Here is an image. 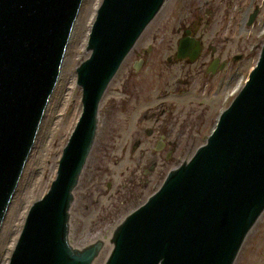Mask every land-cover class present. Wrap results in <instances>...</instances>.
Wrapping results in <instances>:
<instances>
[{
	"label": "water",
	"instance_id": "water-1",
	"mask_svg": "<svg viewBox=\"0 0 264 264\" xmlns=\"http://www.w3.org/2000/svg\"><path fill=\"white\" fill-rule=\"evenodd\" d=\"M84 0H0V230L56 89ZM166 0H102L76 68L81 110L46 193L25 216L8 264H234L264 212V43L205 143L144 204L81 250L69 212L99 126L101 100ZM257 12L250 15V25ZM199 44L180 40L177 58ZM240 56L235 57V60ZM215 72V69L211 70ZM77 248V247H76Z\"/></svg>",
	"mask_w": 264,
	"mask_h": 264
},
{
	"label": "rangeland",
	"instance_id": "rangeland-1",
	"mask_svg": "<svg viewBox=\"0 0 264 264\" xmlns=\"http://www.w3.org/2000/svg\"><path fill=\"white\" fill-rule=\"evenodd\" d=\"M101 2L83 1L59 82L0 230V264H8L29 207L48 190L62 149L80 114L81 90L76 85V68L88 56V33ZM254 12L256 16L248 25ZM195 27L199 31L197 36L203 37V56L189 66L183 63L169 66L166 60L175 55L184 30ZM263 43L264 0H166L101 100L96 139L73 191L68 234L71 247L92 243L95 236L109 240L116 225L146 202L168 172L192 157L243 86ZM207 45L215 48V55L226 63L222 71L211 76L203 73L213 57ZM149 46L153 55L135 73L133 63L139 59L137 54ZM234 56L241 58L233 60ZM202 63L205 66L201 67ZM158 76L191 80L188 96L192 104L187 106L183 102L189 118L180 117L182 146L174 150L173 160L164 168L158 167L147 177L144 169L149 166L151 153L159 157V163H165L167 150L158 154L152 148L133 149L144 126L138 124L143 107L127 95L140 97L143 90L134 84L148 80L151 85ZM192 119L197 123L194 130L188 126ZM110 250L111 245L106 244L93 264H105ZM234 264H264V212L247 235Z\"/></svg>",
	"mask_w": 264,
	"mask_h": 264
},
{
	"label": "flooded vegetation",
	"instance_id": "flooded-vegetation-1",
	"mask_svg": "<svg viewBox=\"0 0 264 264\" xmlns=\"http://www.w3.org/2000/svg\"><path fill=\"white\" fill-rule=\"evenodd\" d=\"M198 32L199 31L197 27L187 28L186 30H184V34L177 42V48L180 40L182 39H188L195 43L197 42L200 46V52L197 59L191 61L189 57H186L184 59L177 58L176 50L175 55L168 57L166 60L169 66L180 63L189 66L195 64L200 60L204 53V42L202 36H197ZM133 50L134 48L131 50L127 57L131 55ZM207 50L210 51L209 54H211V56L213 57L211 61H209V64L203 73L205 74V76H211L216 74L218 71H222L226 63L221 62L220 58L215 55L216 49L211 45H207ZM152 55L153 49L150 46L142 53H138L137 57H139V59L134 61L133 71L135 73L140 72V70L146 65V60L149 59ZM141 56H143V58H141ZM235 57L237 56H234L233 60H235ZM202 66H205L204 63L201 64V67ZM182 68H184V66ZM212 69H215V72H212ZM169 79L158 76L157 78L152 79L151 85L149 84L148 80H142V82H140L139 84H134V87H139L141 90H143V92H141L140 94V97H131L130 95H127L131 98L130 100L134 99L137 105L141 104V106L143 107V111L140 115V118L138 119V124L140 125L142 123L144 124V126L140 128V134L133 143V149L152 148L158 154H161V152L167 150L164 156V159L166 161L165 163H159V157L151 153L149 158V166L148 168L144 169V173L145 175H147V177L154 174L158 167L164 168L167 163L173 160L174 150L182 146L180 140V117L189 118L185 113L186 105L183 104V102L186 103L187 106H190L192 104V101L188 96L190 93L189 88L191 87V80H183L180 78H176L173 80ZM147 90H151V92H146ZM156 91H158V93H156ZM130 100L128 99V101ZM196 124L197 123L192 119L190 121V124L188 123V126L192 128V130H194ZM186 130L188 129H184V131ZM145 183H148L147 179Z\"/></svg>",
	"mask_w": 264,
	"mask_h": 264
},
{
	"label": "bare ground",
	"instance_id": "bare-ground-1",
	"mask_svg": "<svg viewBox=\"0 0 264 264\" xmlns=\"http://www.w3.org/2000/svg\"><path fill=\"white\" fill-rule=\"evenodd\" d=\"M83 4V3H82ZM82 7V6H81ZM81 10V9H80ZM80 13V12H79ZM78 16H79V14H78ZM78 18V17H77ZM76 23V22H75ZM75 25V24H74ZM60 78V77H59ZM59 82V81H58ZM55 91V90H54ZM51 101V100H50ZM49 101V102H50ZM48 105H49V103H48ZM47 108H48V106H47ZM47 108H46V110H47ZM45 113H46V111H45ZM51 113H53V110L51 111ZM45 115V114H44ZM100 237V236H99ZM102 238V237H101ZM96 239H97V236H95L94 237V241L92 242V243H94L95 241H96ZM87 244H90V243H86V244H84V245H87ZM84 245H80V246H84ZM112 247V246H111Z\"/></svg>",
	"mask_w": 264,
	"mask_h": 264
}]
</instances>
